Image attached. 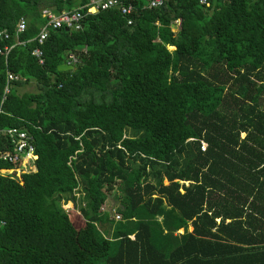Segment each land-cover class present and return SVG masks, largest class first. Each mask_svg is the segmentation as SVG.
I'll return each instance as SVG.
<instances>
[{"label":"trees","instance_id":"1","mask_svg":"<svg viewBox=\"0 0 264 264\" xmlns=\"http://www.w3.org/2000/svg\"><path fill=\"white\" fill-rule=\"evenodd\" d=\"M89 1L0 0V30L26 20L0 54V98L19 76L0 128L37 155L0 172V264H264V0H122L130 24ZM44 7L78 8L82 27L38 43ZM116 184L119 219L101 210Z\"/></svg>","mask_w":264,"mask_h":264},{"label":"built area","instance_id":"2","mask_svg":"<svg viewBox=\"0 0 264 264\" xmlns=\"http://www.w3.org/2000/svg\"><path fill=\"white\" fill-rule=\"evenodd\" d=\"M146 5L148 7L161 6L165 0H146ZM200 4H207L209 0H197ZM91 8L94 10L91 11ZM117 8L121 15L127 17V24L132 22L129 15L134 11L132 4H125L122 0H90L89 6L87 7V12L94 13L98 9H111ZM41 16L47 19L46 24L41 27L37 41L42 43L43 40L48 35V29L51 28H60L65 27L66 29H80L82 27L81 19L83 14L78 8L73 10H62L58 14L53 11L51 7H44L41 9ZM26 28V20L20 18L14 32L9 33L6 29L0 30V43L4 42L3 45H0V54L4 55L5 60L7 59L11 49L15 45H23L19 39V34L22 33ZM12 39L13 43L7 44L8 40ZM32 55L38 58L39 63H43L42 51L40 48H35L32 52ZM77 59L73 54H69L68 61L66 63L75 62ZM18 75L7 70L6 72V82L3 89V95L0 98V115L4 112L3 104L6 98V95L10 93L12 81L18 79ZM11 141L13 145V152L8 150L7 141ZM33 136L28 134L25 129L10 127V128H0V159L14 163L13 169H4L0 168L1 173H14L19 176L22 172H28L32 170H25V168L31 167L32 162L37 158V155L34 151ZM201 150H205L206 143L201 141L200 145ZM24 167V168H23ZM35 168V165H34ZM19 172V173H18ZM116 218H120L119 214H116ZM3 224V221L0 222Z\"/></svg>","mask_w":264,"mask_h":264},{"label":"rangeland","instance_id":"3","mask_svg":"<svg viewBox=\"0 0 264 264\" xmlns=\"http://www.w3.org/2000/svg\"><path fill=\"white\" fill-rule=\"evenodd\" d=\"M175 30L176 29L173 28V31H175ZM169 49H173V47L172 46H169ZM26 84H23V85H25L23 87V89H25L24 91H28V92L32 91L33 92V91H36L37 90V86H36L35 82L32 81V82H28ZM17 87H19V86H17ZM32 163L33 164H31V167L25 168V170H35V168H34V162H32ZM164 183L166 184L167 181L164 180ZM117 185L118 184H116L114 186L113 190L111 191V193L107 197L106 201L101 206V210L102 209L103 210H108L110 212L111 216L113 215V217H115V218H116V214H119L120 215V213H117L116 210H117V207H119L120 204H121V197L123 195L120 192V190L118 189ZM74 192H75L74 195L77 197V199H81L83 193L80 190H78V192L74 190ZM76 202H77V200L75 201V203ZM60 203H64V197H63V199L60 200ZM62 205H63V207H66L65 203L62 204ZM67 211H69V216H71V219H72L73 223L75 224V226H79L81 223L84 222V220H83V218H82V216H81V214H80V212L78 210V207H74V208L68 209ZM116 219H119V218H116ZM191 229H192V227L189 225L188 226V231H190ZM177 232L178 233H182L183 232V229H179ZM131 237H133V235Z\"/></svg>","mask_w":264,"mask_h":264},{"label":"water","instance_id":"4","mask_svg":"<svg viewBox=\"0 0 264 264\" xmlns=\"http://www.w3.org/2000/svg\"><path fill=\"white\" fill-rule=\"evenodd\" d=\"M171 26H172V28L177 29L176 25L172 24ZM57 69L60 71H67V70H73V69H75V67L70 63H62V64L57 66Z\"/></svg>","mask_w":264,"mask_h":264},{"label":"crops","instance_id":"5","mask_svg":"<svg viewBox=\"0 0 264 264\" xmlns=\"http://www.w3.org/2000/svg\"><path fill=\"white\" fill-rule=\"evenodd\" d=\"M79 0H76V2H78ZM174 48V47H173ZM27 85V84H26ZM25 85H21V86H19V87H17V92L18 93H24V92H28V91H24L25 89H23V87H24ZM30 92H32V91H30ZM23 129V128H22Z\"/></svg>","mask_w":264,"mask_h":264},{"label":"bare ground","instance_id":"6","mask_svg":"<svg viewBox=\"0 0 264 264\" xmlns=\"http://www.w3.org/2000/svg\"><path fill=\"white\" fill-rule=\"evenodd\" d=\"M94 9H91V11H93Z\"/></svg>","mask_w":264,"mask_h":264},{"label":"clouds","instance_id":"7","mask_svg":"<svg viewBox=\"0 0 264 264\" xmlns=\"http://www.w3.org/2000/svg\"><path fill=\"white\" fill-rule=\"evenodd\" d=\"M66 63V62H65ZM73 65V64H72ZM74 66V65H73ZM12 88V87H11Z\"/></svg>","mask_w":264,"mask_h":264}]
</instances>
